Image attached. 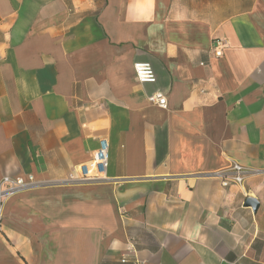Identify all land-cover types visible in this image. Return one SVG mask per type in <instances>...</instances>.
Instances as JSON below:
<instances>
[{"label":"crops","instance_id":"crops-1","mask_svg":"<svg viewBox=\"0 0 264 264\" xmlns=\"http://www.w3.org/2000/svg\"><path fill=\"white\" fill-rule=\"evenodd\" d=\"M30 175L0 264H264V0H0V182Z\"/></svg>","mask_w":264,"mask_h":264},{"label":"built area","instance_id":"built-area-1","mask_svg":"<svg viewBox=\"0 0 264 264\" xmlns=\"http://www.w3.org/2000/svg\"><path fill=\"white\" fill-rule=\"evenodd\" d=\"M228 48V42L224 39H216L210 50V54L215 59H221ZM135 76L139 83H155L156 74L151 64L136 63L134 65ZM150 102L162 107H167V98L162 93H156L149 98ZM110 166V147L106 139L100 140L98 150L93 154L92 159L85 164L79 165L76 171L69 176V181L76 184H91L109 181L108 170ZM221 179L224 187L230 185L244 184L245 168L236 162H231L230 166L217 175ZM35 184L34 176L26 178H4L0 182V221L3 217V206L6 200L16 192L29 188ZM127 258L122 259L126 263Z\"/></svg>","mask_w":264,"mask_h":264},{"label":"water","instance_id":"water-1","mask_svg":"<svg viewBox=\"0 0 264 264\" xmlns=\"http://www.w3.org/2000/svg\"><path fill=\"white\" fill-rule=\"evenodd\" d=\"M246 205H247V206H251V207H253L255 210H256V208H257V206H258L257 202H255V201L252 200V199H248V200L246 201Z\"/></svg>","mask_w":264,"mask_h":264}]
</instances>
